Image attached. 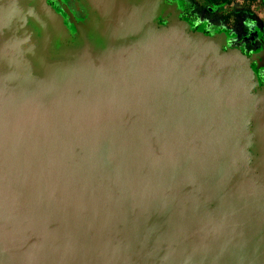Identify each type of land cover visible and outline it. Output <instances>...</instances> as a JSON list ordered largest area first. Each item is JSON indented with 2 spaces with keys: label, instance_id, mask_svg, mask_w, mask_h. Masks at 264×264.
I'll return each instance as SVG.
<instances>
[{
  "label": "water",
  "instance_id": "water-1",
  "mask_svg": "<svg viewBox=\"0 0 264 264\" xmlns=\"http://www.w3.org/2000/svg\"><path fill=\"white\" fill-rule=\"evenodd\" d=\"M21 1L0 0V52ZM86 2L102 18L107 57L82 60L60 80L47 120L38 105L0 96V165L29 192L33 212L17 227L49 246L48 264H148L159 246L150 238L155 216L181 196L198 197L201 175L234 145L240 72L208 42L153 27L149 0ZM208 231L192 217L154 233L169 247ZM242 238L209 264L250 261ZM254 259L264 264V233Z\"/></svg>",
  "mask_w": 264,
  "mask_h": 264
},
{
  "label": "flooded vegetation",
  "instance_id": "flooded-vegetation-1",
  "mask_svg": "<svg viewBox=\"0 0 264 264\" xmlns=\"http://www.w3.org/2000/svg\"><path fill=\"white\" fill-rule=\"evenodd\" d=\"M144 1L129 0L134 5ZM151 3L156 15L153 27L170 26L191 39L206 41L210 52L239 70L244 110L235 122L233 147L209 177L201 175L202 193L193 199L181 196L173 209L163 207L155 216L150 238L153 241L155 234L160 247L150 246L148 264H209L219 252H229L232 240L244 236L252 255L246 264H252L264 233V137L260 134L264 0ZM21 4L20 22L14 18L7 24L8 46L0 52V96L38 105L47 120L55 110L53 96L60 80L82 60L99 65L107 57L100 35L102 18L86 0H23ZM8 169L0 165V264H48L49 246L17 227L18 221L31 215L33 204L25 185ZM192 217L209 230L206 239L163 247L162 235L154 233L162 223Z\"/></svg>",
  "mask_w": 264,
  "mask_h": 264
},
{
  "label": "rangeland",
  "instance_id": "rangeland-1",
  "mask_svg": "<svg viewBox=\"0 0 264 264\" xmlns=\"http://www.w3.org/2000/svg\"><path fill=\"white\" fill-rule=\"evenodd\" d=\"M149 1H151V0H149ZM150 5V4H149ZM151 6H153V5H151ZM154 7V6H153ZM155 8V7H154Z\"/></svg>",
  "mask_w": 264,
  "mask_h": 264
}]
</instances>
